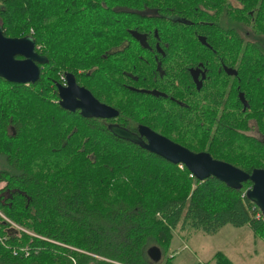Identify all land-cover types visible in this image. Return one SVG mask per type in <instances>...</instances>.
Instances as JSON below:
<instances>
[{
    "label": "trees",
    "instance_id": "trees-1",
    "mask_svg": "<svg viewBox=\"0 0 264 264\" xmlns=\"http://www.w3.org/2000/svg\"><path fill=\"white\" fill-rule=\"evenodd\" d=\"M208 2L0 0L3 35H30L47 60L34 83L0 77V264H151L150 247L161 253L155 264H173L164 253L176 227L214 234L224 225L247 226L264 241V217L240 196L250 182L234 190L213 177L198 181L182 164L114 137L104 120L57 104L54 83L70 72L113 105L112 120L130 131L149 125L247 173L264 168V0H247L242 26L233 21L238 12L221 0L208 12ZM168 14L185 21H168ZM153 28L160 35H202L215 52L237 50L230 90L212 89L211 99L192 110L164 111L162 97L122 85L148 87L152 69L138 57L143 48L129 30ZM167 42L168 50L184 49L185 41ZM129 74L136 81L126 80ZM236 91L248 105L243 111ZM251 124L259 137L248 134ZM203 264L232 263L217 251Z\"/></svg>",
    "mask_w": 264,
    "mask_h": 264
},
{
    "label": "water",
    "instance_id": "water-1",
    "mask_svg": "<svg viewBox=\"0 0 264 264\" xmlns=\"http://www.w3.org/2000/svg\"><path fill=\"white\" fill-rule=\"evenodd\" d=\"M129 34L142 44L140 33L129 30ZM198 39L201 44L208 46L204 36H199ZM46 61L44 55L36 52L34 40L30 35L7 37L3 35L0 25L1 78L11 83H34L40 75L39 66L45 64ZM225 70L228 74H235V71L230 68H225ZM64 77L65 84L55 83L57 104L61 109L69 112L77 110L80 116L84 118L113 119L118 115V111L114 107L100 102L88 89L77 84L70 72L64 73ZM196 88H199L198 82ZM129 89L155 97L163 96L152 90ZM237 97L243 111L248 105L242 92H238ZM106 128L118 139L134 144L169 163L182 164L198 181L213 177L234 190H239L242 183L250 182V187L245 191V197L264 217V168L256 167L247 173L228 162L212 158L206 151H191L144 125H138L136 132L115 123L107 124ZM147 253L153 261L160 259V251L156 247H150Z\"/></svg>",
    "mask_w": 264,
    "mask_h": 264
},
{
    "label": "flooded vegetation",
    "instance_id": "flooded-vegetation-1",
    "mask_svg": "<svg viewBox=\"0 0 264 264\" xmlns=\"http://www.w3.org/2000/svg\"><path fill=\"white\" fill-rule=\"evenodd\" d=\"M221 1L222 2L219 4L220 6H224L229 11L238 12L234 14L233 21L239 26H242L244 24V13L246 14L245 8L247 6V0ZM203 6H206V10L208 12H213L214 8L216 7L214 0H209L208 4L206 3V5ZM141 13L150 16L156 15V13L150 9H143ZM164 17L167 18L168 21L172 22H180L181 20H183L173 14H168ZM138 33L142 35V44H140L131 35L130 37L141 48H143V50L139 51L138 53V57L141 58L140 60L144 64H146L147 67H151L152 69L151 75L147 78L146 81L148 87L144 89L152 90L163 95H158L156 97H162L164 100H166L163 102L162 107L164 111L171 109L176 111V108L178 107H184L186 109L189 108V110H192L195 106H197V104L203 105L211 99L210 96L212 94V89L218 88L230 90L233 80L237 79V63L241 61L236 56L239 54L237 50L215 52L210 48L208 44V46L201 44L198 37L202 35L195 33H188L178 36L160 35L157 33L155 28H153L151 31L147 29L144 32ZM173 38L178 39L181 42L185 41L184 49L168 50L167 40ZM199 45L205 47L207 50H199ZM167 55L172 57L168 58L166 57ZM200 57H202L203 60H200ZM167 64L171 66V73H165L164 71V68ZM225 68L234 70L235 74H228ZM126 77V80L131 81H136L137 79L135 76H130V74ZM197 82L199 83L198 89L196 88ZM63 84H65V77ZM122 85H124L127 89L134 88L129 83H125ZM203 88L205 89V91L207 90V92L201 91ZM238 92L239 91H236V98L238 100V103L241 105L239 98L237 97ZM110 106L114 107L113 105ZM101 120H104L105 126L110 123L117 124L112 119ZM138 125L147 126L154 131V129H152V126L145 124H136L132 132H136Z\"/></svg>",
    "mask_w": 264,
    "mask_h": 264
},
{
    "label": "rangeland",
    "instance_id": "rangeland-1",
    "mask_svg": "<svg viewBox=\"0 0 264 264\" xmlns=\"http://www.w3.org/2000/svg\"><path fill=\"white\" fill-rule=\"evenodd\" d=\"M248 134L259 137L257 132H255L254 128L252 127L248 131ZM5 168L4 161L2 160V157H0V169ZM226 227H232L230 225H226ZM238 238L236 239L237 244L240 243V245L243 247L247 246L249 244L248 234L246 231L237 230L235 229ZM173 238L171 239V242L164 253V256H170L172 255V262L173 264H195L196 259H205L207 257L205 251L212 248V246H215L214 243L216 239H218L217 243L223 244L225 243V233L224 230H221L218 234H207L204 236L201 231L198 230H192L190 228H183L180 229L179 227H176L173 230ZM181 240H179L178 238ZM202 237V238H201ZM178 239V240H177ZM259 241L258 245L262 244L261 247L255 246L257 248V256L255 257L254 262H250L249 264H264V243L261 242L259 239H255ZM181 241V242H180ZM205 250V251H204ZM160 251V250H159ZM161 260V253H160V259L158 261H153L150 259L151 264H155L156 262H160Z\"/></svg>",
    "mask_w": 264,
    "mask_h": 264
},
{
    "label": "crops",
    "instance_id": "crops-1",
    "mask_svg": "<svg viewBox=\"0 0 264 264\" xmlns=\"http://www.w3.org/2000/svg\"><path fill=\"white\" fill-rule=\"evenodd\" d=\"M235 229H237V230L243 229L244 231L247 232V234L250 232L248 234L249 244L247 246L242 248L240 243L237 244L236 239L238 238V235H237ZM221 230H224V233H225V243H223V244L217 243L218 239H216V241L214 243L215 246H212V248H210L209 250H206V251L204 250L207 257L205 259H198L197 258L195 264L196 263H202L203 264L204 262L210 261L212 254L214 252H217V251L224 254L226 256V258H228L232 264H249L250 262L255 261V257L257 256V248L254 247V244H255V246H259V247L262 246V244L258 245L259 241L255 240V239H259V240H261L262 243H264V241L262 239L255 237L247 226L226 227V225H224V226L220 227L217 230V232L214 234L215 235L218 234L219 232H221ZM202 234H204V233H202ZM206 235L207 234H204V236H206ZM209 235H211V234H209ZM173 236L174 235H173V231H172V238H173ZM178 239L181 240L180 238H178Z\"/></svg>",
    "mask_w": 264,
    "mask_h": 264
},
{
    "label": "built area",
    "instance_id": "built-area-1",
    "mask_svg": "<svg viewBox=\"0 0 264 264\" xmlns=\"http://www.w3.org/2000/svg\"><path fill=\"white\" fill-rule=\"evenodd\" d=\"M60 83H61V84L64 83V77H63V75L60 76ZM177 166H178L179 168H181V164H177ZM245 191H246V190H243V191H242V193H241V195H240L241 197L245 196ZM253 206H254V205H253ZM254 207H255V206H254ZM259 216H262L261 213H260V211H259V213H257V214L255 215V217H259ZM199 264H202V263H199Z\"/></svg>",
    "mask_w": 264,
    "mask_h": 264
},
{
    "label": "bare ground",
    "instance_id": "bare-ground-1",
    "mask_svg": "<svg viewBox=\"0 0 264 264\" xmlns=\"http://www.w3.org/2000/svg\"><path fill=\"white\" fill-rule=\"evenodd\" d=\"M101 102V101H100Z\"/></svg>",
    "mask_w": 264,
    "mask_h": 264
}]
</instances>
